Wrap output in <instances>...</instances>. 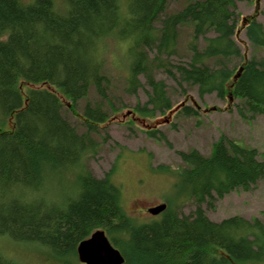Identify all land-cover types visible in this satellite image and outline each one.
Here are the masks:
<instances>
[{"label": "trees", "instance_id": "obj_1", "mask_svg": "<svg viewBox=\"0 0 264 264\" xmlns=\"http://www.w3.org/2000/svg\"><path fill=\"white\" fill-rule=\"evenodd\" d=\"M174 1L0 0V239L39 247L56 264H80L79 244L98 230L125 264H264V221L216 222L205 208L264 181L258 150L221 136L209 156L179 152L180 167L154 169L175 178L174 196L149 222L127 213L114 170L97 178L86 167L98 151L99 129L116 110L106 63L110 40L121 46L115 58L127 70V93L138 94L142 79L150 89L133 115L154 119L173 110L154 73L164 69L181 86L197 87L201 98L239 101L242 118L264 116V56L258 54L264 24L257 15L242 20L238 8L252 0H194L169 13ZM241 22L255 50L250 57L237 37ZM184 28L191 30L188 60L173 64ZM179 111L199 114L194 106ZM69 113L81 117L83 132ZM146 133L166 140L159 130ZM184 202L195 210L180 213ZM1 248L0 264H21Z\"/></svg>", "mask_w": 264, "mask_h": 264}, {"label": "rangeland", "instance_id": "obj_2", "mask_svg": "<svg viewBox=\"0 0 264 264\" xmlns=\"http://www.w3.org/2000/svg\"><path fill=\"white\" fill-rule=\"evenodd\" d=\"M31 1L23 0L26 3ZM191 1L194 0L171 2L168 12L175 13ZM238 8L242 20L257 15L258 21L264 24V0L239 2ZM241 25L242 22L239 26L242 31L237 37L243 49L247 48L250 57L255 54V50L253 51L248 43L244 26ZM190 36L191 30L184 28L179 39L178 53L171 59V63L179 64L188 60L189 53L186 48ZM108 45L106 63L113 85L112 98L116 110L111 114V120L99 129L96 135L98 151L88 159L86 167L97 178H104L114 170L113 182L122 188L123 206L130 216L139 222H149L159 217L150 214L148 210L165 203V198L174 196L172 188L175 178L155 173L154 169L159 166H169L172 169L180 167L182 163L179 152L196 149L209 156L213 145L221 136H225L245 147L258 150L261 159L264 160L263 115L242 118L236 109L239 101L230 103L229 99L222 100L216 94L201 98L197 87L181 86L180 82L169 77L164 69L156 70L154 73L157 80L165 82L173 110L165 115L157 114L154 119L131 114L138 103L143 106L148 102L147 92L150 89L142 79L144 88L140 89L138 94L127 93L125 83L127 70L121 64L120 56L115 58V54H118L117 49L121 46L111 40ZM258 54L264 56V52ZM169 69L172 70V67L169 66ZM96 99V95L92 93L90 100L95 102ZM85 105V101L79 103V114L83 113ZM184 106L199 108V114L192 117L181 114L179 110ZM67 116L81 132L84 131L80 116L71 113ZM152 130H159L165 135L166 140L150 138L146 131ZM178 206L179 212L185 215L195 210L192 202L179 203ZM205 208L209 218L216 222L234 216L264 221V181L250 192L233 191L223 199L216 200L214 209H208L207 206ZM0 241L3 242H0L2 252L21 264H56L49 254L39 247L17 244L6 238H1Z\"/></svg>", "mask_w": 264, "mask_h": 264}, {"label": "water", "instance_id": "obj_3", "mask_svg": "<svg viewBox=\"0 0 264 264\" xmlns=\"http://www.w3.org/2000/svg\"><path fill=\"white\" fill-rule=\"evenodd\" d=\"M166 205L148 210L152 215L164 212ZM81 264H125V258L109 240L104 230L96 231L91 237L82 241L77 248Z\"/></svg>", "mask_w": 264, "mask_h": 264}, {"label": "bare ground", "instance_id": "obj_4", "mask_svg": "<svg viewBox=\"0 0 264 264\" xmlns=\"http://www.w3.org/2000/svg\"><path fill=\"white\" fill-rule=\"evenodd\" d=\"M164 205H165V204H164ZM150 214H151V213H150ZM160 214H161V213H160ZM160 214H159V215H160ZM154 216H158V215H154ZM94 233H95V232H94ZM94 233H93V234H94ZM93 234H92V235H93ZM92 235H91V236H92ZM91 236H90V237H91Z\"/></svg>", "mask_w": 264, "mask_h": 264}]
</instances>
